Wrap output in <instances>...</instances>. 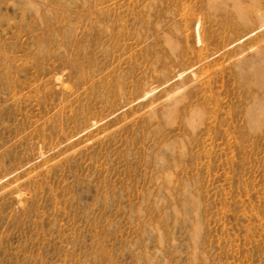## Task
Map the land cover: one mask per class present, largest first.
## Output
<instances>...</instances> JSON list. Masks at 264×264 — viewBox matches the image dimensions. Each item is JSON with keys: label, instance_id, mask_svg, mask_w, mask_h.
Listing matches in <instances>:
<instances>
[{"label": "rangeland", "instance_id": "374dc122", "mask_svg": "<svg viewBox=\"0 0 264 264\" xmlns=\"http://www.w3.org/2000/svg\"><path fill=\"white\" fill-rule=\"evenodd\" d=\"M263 22L0 0V264H264Z\"/></svg>", "mask_w": 264, "mask_h": 264}, {"label": "bare ground", "instance_id": "6f19581e", "mask_svg": "<svg viewBox=\"0 0 264 264\" xmlns=\"http://www.w3.org/2000/svg\"><path fill=\"white\" fill-rule=\"evenodd\" d=\"M258 11V10H257ZM250 21V20H249ZM264 23V22H263ZM176 112V111H175Z\"/></svg>", "mask_w": 264, "mask_h": 264}]
</instances>
